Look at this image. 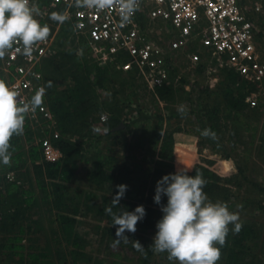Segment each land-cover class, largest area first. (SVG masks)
Here are the masks:
<instances>
[{"label":"trees","instance_id":"trees-1","mask_svg":"<svg viewBox=\"0 0 264 264\" xmlns=\"http://www.w3.org/2000/svg\"><path fill=\"white\" fill-rule=\"evenodd\" d=\"M81 42L89 53L85 41L82 40ZM93 61L95 60L93 59ZM49 63L50 60L48 59H45L42 63L44 77ZM110 67L123 72L112 62L100 65L95 61L93 62V68L94 70L96 69L98 76L96 82L93 81V75L90 70L86 72L78 68L80 70L78 74H75L77 70L72 74L75 87L70 89V91L66 89L58 93L54 89L49 91L47 86L49 82L45 83L47 91L46 103L54 115L56 128L60 132L59 139L55 141V144L58 145L63 154L60 161L47 162L42 160L40 147L34 143V137L32 136H29L26 140V150L22 149V144L18 137L13 136V140L10 141L15 149L12 155V163L11 166L0 165V171L2 167L12 169V171L23 168L22 172L30 177L28 176L27 178L29 182L27 186L17 178L9 181L2 177L0 180V183L3 182V186L0 188V196L3 197L2 202H0V232H6L5 238L1 239L0 248L4 249V253L17 257L21 263L22 261H24V264L46 263L44 258H42L46 257V254L36 252L32 246H29L32 250L25 252V246L21 243L23 235L31 234L39 227V215L37 216L38 219L35 220L33 218L32 209L34 205H38L40 209L44 210V216L46 215L48 220L57 223L62 233L69 236L73 224L76 222L75 215L79 213V206L81 205L73 203L74 198L71 197V194L77 196H82L81 194H83L85 197L83 204L87 215H91L94 220H102L104 222V226L101 228V235L104 236V233L112 235L115 233V226H110L112 218L105 213L104 208L111 205L112 197L117 191L116 185L124 184L127 185V191L120 200L119 207L127 211H133L137 205H142L145 209L146 215L137 223L136 230L142 232L155 230L156 222L162 216L160 208H157L161 207V205L155 203L153 199L156 182L162 176L175 172L171 161L173 160L174 136L180 132V128L169 127L171 125L170 121L167 122L169 128H166L163 126L162 116L159 114L152 116L143 113V111H139L132 121L126 122L124 125H120L119 120L116 118H106L105 121L107 123L103 121V125L110 128L106 135L108 144L98 148L101 138L98 135L90 134V122L87 119L92 111L101 107L97 94L94 95V93L96 89L103 88L102 74L107 72ZM124 73L136 76L134 70ZM176 91L169 81L167 84L155 87V95L164 102L171 101L170 99L175 97ZM207 91V87L197 90L199 95ZM91 92L92 95L86 98L84 94ZM114 95L116 94L114 93ZM217 95L218 93H216ZM78 99L81 102L78 101L77 104L74 100ZM72 100L76 104L75 107H73ZM227 100L229 115L222 117L223 119L228 117L230 119L228 123L230 130L227 139L230 141L234 140L235 143L242 145L243 133H249L250 141L253 140L259 128V119L254 115L244 114L240 109V100L236 96L228 97ZM115 103L117 104L118 102L115 100ZM153 103L156 105L157 100H153ZM110 108H113V106ZM217 114L218 109L215 106L210 107L209 104L202 102L198 110L201 122L198 129L208 128L216 134V131H218L215 128ZM84 125H86V129L84 127L85 131L83 130ZM25 126H27L26 123ZM26 133L29 135L31 131L27 130ZM198 133L200 134L199 131ZM129 134L134 136L131 143L127 140ZM175 137L176 141L180 139L179 136ZM216 137L215 140L207 139L214 146H219V142L225 136L216 135ZM262 138L264 141V135ZM116 143L121 145H115ZM118 146L126 150L124 152L125 155L121 158L116 150ZM87 150L89 153L87 152L88 155L85 158L84 151ZM176 152L175 168H192L193 158L182 154L179 151V147ZM127 160H131V163L129 164ZM83 163L88 165L84 179L89 181L91 185L89 187L109 193L108 195L103 193L98 202L91 198L92 193L81 192V189L77 187L73 188L74 193L67 194L69 185L66 183L77 180L76 172L80 166H83ZM212 165L213 162L210 165L196 164L193 171L188 174L195 176L197 172L201 173L207 182L203 190L209 200L212 202H224L227 207L233 209L236 207V203L239 204L238 194L233 193L223 183H231L232 180L230 178L234 175L221 176L214 168H211ZM237 171L242 174L243 178L244 172L242 168L238 166ZM234 184L238 188L243 185L237 182H234ZM35 190H38V194H36ZM166 202L167 198L162 197L161 204H166ZM52 209L57 211L56 215H52ZM114 211H119V209H114ZM31 222H34V224H31ZM240 224L242 227L238 232L232 230L233 225H229L226 243L220 249L222 263L253 264L254 259L264 263V255L260 258L259 254L253 253L261 239L260 229H255L249 224ZM96 227L98 228L99 226ZM71 239L73 245L78 249L83 246L81 238L76 231ZM138 241L146 250V255L142 258V262L147 263L153 254L150 247L153 240L140 238Z\"/></svg>","mask_w":264,"mask_h":264},{"label":"rangeland","instance_id":"rangeland-1","mask_svg":"<svg viewBox=\"0 0 264 264\" xmlns=\"http://www.w3.org/2000/svg\"><path fill=\"white\" fill-rule=\"evenodd\" d=\"M52 14L50 13V17ZM50 20L54 21L52 19ZM48 28L49 33H54L55 35L54 49L46 58L50 60L44 79L45 83H51V86L47 85L48 90L54 89L56 93L63 89L70 91V89L75 87L72 74L75 73L76 70L77 73L75 74H78L80 71L78 68L86 72L90 70L93 75L92 79L96 82L98 76L95 71L96 69L94 70L93 68V62L95 61H93L90 54L82 45V38L79 35H75L67 24H62L58 30H55L52 26H48ZM259 29L263 30L264 25L259 27ZM152 34L154 39L158 42H163L166 37L163 26H155ZM258 37L259 41L257 48L259 53L264 55V31H258ZM195 45L196 42H193L191 46ZM193 55L197 56L195 60L191 59ZM126 58L127 57H124L122 60ZM167 65L169 70V82H171L173 87L177 90L175 92V97L168 102L159 100L155 95V87L151 89L143 77L120 72L112 67L102 74L103 88L96 89L94 93V95L97 94V99L101 107L92 111L87 119L88 122H90V134L94 136L98 135L101 138L98 146V148H100L108 144V142H106V135L103 133L96 134L92 131V128L105 127L103 121L100 120L101 115H105L108 119L116 118L119 120L120 125H124L126 122L132 121L138 115L139 111H143V113L152 116L159 114L163 117L164 127L180 128V132L175 135L179 136L180 139L176 141V137L174 136V147L176 150L179 147V151L182 152V154H186L188 157L193 158L194 162L189 172L193 171L195 165L200 163L210 165L211 162H213L211 168H214L221 176H229L231 175V170L234 169L235 171V167H241L244 172V177L242 178V174L236 170L234 176L230 179L232 180V184L237 182L243 184V186L240 190L237 187L238 189H232V191L233 193H238L239 196L240 194H244V188L245 190L248 189L245 183L250 184L251 187L248 193L243 196L248 197V195H250L252 198H256L257 196V200L254 205L247 202L239 207V204L236 203V207L233 209L228 207V209L238 214L240 223L249 224L250 226L254 224L255 229H260L261 239L256 249L253 250V253L259 254L261 258L264 255V192H259L258 194L253 191V184L257 185V181H253L252 179L254 178L247 176L245 167L247 152L252 149L250 144H253V148H256L259 157L264 159V141L262 138L264 135V80H252L240 66H233L231 61L226 58L217 59L207 56L202 49H200V51H192L189 49L176 52L174 59L171 60L170 63H167ZM202 87H207L208 91L206 93L202 92V95H199L197 90ZM214 91L216 92L214 93ZM114 93L116 95H114ZM216 93H218L217 96ZM84 95L88 98L92 95V92L88 94L85 93ZM231 96H236V98L240 100V109L244 114L254 115L259 119V128L256 136L259 137V140L261 139L260 141L256 142L258 139L256 136L250 141L249 133H243L242 145L235 143L234 140L230 141L227 139L230 130V125L228 124L230 119L229 117L227 119H223L222 117L229 115V111H227V98ZM155 99L157 100L156 105L153 103ZM115 100L118 102L117 104ZM74 101H76L77 104L78 101L81 102L80 99ZM74 101H71L73 102V107L76 105ZM202 102L209 104L210 107L215 106L218 109L215 127L218 131H216V135L225 136V138L219 142V146H214L211 141H208L207 138L201 136L197 131L201 124L198 110ZM111 106H113V108H110ZM181 107L186 110V116L182 117L178 112V109ZM168 121H170L171 124L169 127L167 126ZM79 125L81 126V124ZM84 127L86 129V125L83 126V130ZM27 130L31 131L29 135L26 133ZM35 131L24 126V134L16 136L20 140L23 150L27 148V138L29 136L34 137ZM133 138L134 136L129 134L127 137L128 142L131 143ZM115 145L121 144L116 143ZM116 150L119 152L120 158L125 155V149L118 146ZM84 152L86 158L88 155L87 152L89 153V151L87 150ZM24 159L27 158L24 157ZM127 162L130 164L131 160H127ZM214 163H216L217 167L214 166ZM87 168L88 165L83 163V166H80L76 172V178H80L82 182H86L87 179L81 178H83V174L87 172ZM173 169L175 171L177 170L174 163ZM8 170H11L13 173L14 178L12 180L17 178L23 182L25 186L28 185L29 182L27 178L29 175L22 172L23 168L12 171V169L2 167L0 171V180L2 177H4V179L6 178L5 173ZM254 173L261 174V170L258 167H254ZM261 184H264V180L261 181ZM2 186L3 182L0 183V188H2ZM73 188L74 186H69V192H67V194L74 193ZM240 191H242V193H240ZM35 192L38 194V190H35ZM81 192L92 193L91 198L96 202H98L100 196H102V193L93 192L91 188L88 190H85V188L84 190L81 189ZM71 195V197L74 198L73 203L81 205L79 206V213L75 215L76 222L73 224L69 236L62 233L57 223L48 220L46 215L44 216V210L40 209L38 205L33 206V218L36 220L39 215L40 224L33 233L23 235L21 243L25 246V252H29L33 248L36 252H43L46 254V257H42L46 263L42 264H176L175 261H169L166 252L153 253L148 262L144 263L142 262V258L145 254L137 251L133 247V242L127 244L121 242L117 245L114 243V239L116 238L115 233L112 235L104 233V236H102L101 228L104 226V222L102 220H94L91 215H87L86 208L83 204L84 195ZM2 200L3 197L0 196V202H2ZM233 201H235V199H233ZM56 212L55 209L51 211L52 215H56ZM31 224H34V222H31ZM96 226L99 227L97 228ZM75 231L79 234L83 244L79 249L73 245L71 239ZM156 231L157 229L151 230L150 232L136 230L134 234L125 232V235L128 236L129 240H139L140 238L153 240ZM5 235L6 232H0V244L1 239L5 238ZM29 246H32V248H29ZM144 251L146 252L145 249ZM0 264H24V261L21 263L17 257L4 253V249L0 248ZM218 264H223L221 259L218 261ZM253 264L264 263L254 259Z\"/></svg>","mask_w":264,"mask_h":264},{"label":"built area","instance_id":"built-area-1","mask_svg":"<svg viewBox=\"0 0 264 264\" xmlns=\"http://www.w3.org/2000/svg\"><path fill=\"white\" fill-rule=\"evenodd\" d=\"M39 7L35 17L42 25L58 30L67 24L85 41L92 58L100 65L114 63L123 72L134 70L152 89L169 81L168 65L176 52L202 49L207 56L226 58L241 67L252 80H264V55L259 53V27L264 25V0H140L139 10L121 24L118 8L97 11L78 8L74 0H30ZM50 13L69 17L64 23L50 20ZM155 26H163V42L154 39ZM54 33L36 45L31 56L16 51L17 45L0 59V81L18 92L20 103L45 88L43 61L54 49ZM193 42H196L195 46ZM127 57L122 60V58ZM196 55L191 59L195 60ZM46 90V88H45ZM106 120L105 115L100 116ZM25 123L34 132L41 158L57 162L63 157L55 144L60 137L52 111L46 103L28 113ZM5 177L11 181L13 173Z\"/></svg>","mask_w":264,"mask_h":264},{"label":"clouds","instance_id":"clouds-1","mask_svg":"<svg viewBox=\"0 0 264 264\" xmlns=\"http://www.w3.org/2000/svg\"><path fill=\"white\" fill-rule=\"evenodd\" d=\"M78 8L105 9L118 8L121 24H126L139 10L140 0H74ZM39 7L30 4V0H0V59L17 45L16 51L24 56H31L34 45L45 41L49 35L47 25H41L36 16ZM50 19L64 23L69 17L54 13ZM49 86L51 83L49 82ZM45 88L38 89L30 100L20 103L18 92L0 81V165L11 166L15 149L10 141L13 136L24 134L25 119L28 113H35L42 106ZM180 115L186 116V110L178 109ZM107 123V121H105ZM96 134L107 135L108 127H93ZM200 135L215 140L216 134L211 129H197ZM190 169L180 167L174 173L162 176L156 182L154 202L161 205V218L156 222V233L150 245L153 253L166 252L169 261L176 264H218L221 248L226 243L229 225L238 232L242 225L237 213L229 211L224 202H212L204 192L206 180L197 172L189 175ZM117 191L112 197L111 205L104 208L111 216L115 226L114 243L127 244L146 255L144 247L138 240H129L125 232L135 233L136 225L146 215L142 205L133 211L119 207L120 200L127 191V185H116ZM162 197L167 198L161 204ZM119 209V211H114ZM219 245V247H217Z\"/></svg>","mask_w":264,"mask_h":264},{"label":"crops","instance_id":"crops-1","mask_svg":"<svg viewBox=\"0 0 264 264\" xmlns=\"http://www.w3.org/2000/svg\"><path fill=\"white\" fill-rule=\"evenodd\" d=\"M256 133H258V132H256ZM256 138H258L257 140H256V142L257 141H260L259 140V137L258 136H256ZM258 143H260V142H258ZM175 146V145H174ZM250 147L252 148V149H250L248 152H247V150H246V152L248 153L247 155H246V167H245V172H246V174H247V176L249 177H251V178H254V179H252L253 181H257V185L256 184H253V187H254V189H253V191L254 192H256V193H258L259 194V192H264V184H261V181H263L264 180V159H261L260 157H259V154H258V152H256V148H253V144H250ZM176 154H177V152H176V148L175 147H173V160L171 161L172 162V165H173V163L175 162V160H176ZM217 163V162H216ZM216 163H214V166H216ZM220 165V164H219ZM259 165H260V167H259ZM217 167V166H216ZM254 167H258L260 170H261V174L259 173V174H255L254 173ZM236 168V170H237V167H235ZM174 170V169H173ZM236 170L234 171V169L233 170H231L230 171V174L231 175H234L235 174V172H236ZM175 171V170H174ZM86 174V173H85ZM85 174H83V178H81V179H84L85 178ZM230 176V175H229ZM247 177V178H248ZM67 185H69V186H74V187H78V188H80V189H83L84 190V188H85V190H88V189H90L91 187H88V186H91L90 184H89V181H87L86 180V182L84 181V182H82L81 180H80V178H77V180L75 181V180H73V181H70V182H68V183H66ZM225 186H227V187H229V189H238L237 187V185H235V184H232V183H223ZM246 185H247V190H245V188H244V194H246V193H248V191H249V189H250V184H247V183H245ZM243 186V185H242ZM241 186V187H242ZM261 186V187H260ZM241 187L239 188V190L241 189ZM90 191V190H89ZM91 191H93V192H98V193H104V194H106V195H108L109 193L107 192V191H98V190H95L94 188H91ZM240 193H242V191H240ZM235 194H238V193H236L235 192ZM244 194H240L239 196H238V202H239V207H241L244 203H247V202H249L250 204H252V205H254L255 204V202H256V200H257V196H256V198H252L250 195H248V197H245V196H243ZM242 195V196H241ZM232 200V199H231ZM242 201V202H241ZM248 203V204H249ZM238 204V203H237ZM251 226L252 227H254V224H251Z\"/></svg>","mask_w":264,"mask_h":264}]
</instances>
